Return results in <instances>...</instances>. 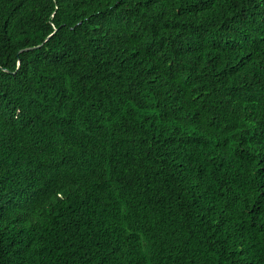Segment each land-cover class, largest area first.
<instances>
[{"label":"trees","instance_id":"1","mask_svg":"<svg viewBox=\"0 0 264 264\" xmlns=\"http://www.w3.org/2000/svg\"><path fill=\"white\" fill-rule=\"evenodd\" d=\"M0 264H264V0H0Z\"/></svg>","mask_w":264,"mask_h":264},{"label":"water","instance_id":"2","mask_svg":"<svg viewBox=\"0 0 264 264\" xmlns=\"http://www.w3.org/2000/svg\"><path fill=\"white\" fill-rule=\"evenodd\" d=\"M29 49H33V48H29Z\"/></svg>","mask_w":264,"mask_h":264}]
</instances>
